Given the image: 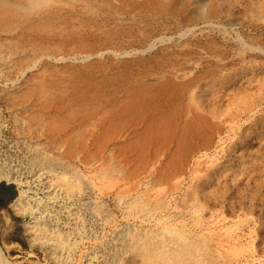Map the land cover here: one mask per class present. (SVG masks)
<instances>
[{
  "label": "rangeland",
  "instance_id": "obj_1",
  "mask_svg": "<svg viewBox=\"0 0 264 264\" xmlns=\"http://www.w3.org/2000/svg\"><path fill=\"white\" fill-rule=\"evenodd\" d=\"M40 6L0 15V102L46 169L41 218L0 203L5 264H264V0Z\"/></svg>",
  "mask_w": 264,
  "mask_h": 264
},
{
  "label": "built area",
  "instance_id": "obj_2",
  "mask_svg": "<svg viewBox=\"0 0 264 264\" xmlns=\"http://www.w3.org/2000/svg\"><path fill=\"white\" fill-rule=\"evenodd\" d=\"M13 117L0 102V182L12 184L18 196L20 192L32 191L29 183L40 181L44 174L45 144L16 127Z\"/></svg>",
  "mask_w": 264,
  "mask_h": 264
},
{
  "label": "bare ground",
  "instance_id": "obj_3",
  "mask_svg": "<svg viewBox=\"0 0 264 264\" xmlns=\"http://www.w3.org/2000/svg\"><path fill=\"white\" fill-rule=\"evenodd\" d=\"M42 2H44V0H0V15H4V14H6L7 12H10V11H14V13L15 14H26V13H28L29 11L30 12H32V11H37L38 9H36V7H41L40 6V4L42 3ZM110 2H111V0H110ZM59 3V2H58ZM66 3V2H65ZM90 3V2H89ZM44 5V4H43ZM72 6V5H71ZM113 8V7H112ZM12 9V10H11ZM70 10V9H69ZM80 11V10H79ZM97 11V10H96ZM107 11V10H106ZM53 12V11H52ZM88 12V11H87ZM113 12V11H112ZM109 13V12H108ZM11 14H13V13H11ZM106 14V13H105ZM90 15V14H89ZM107 15V14H106ZM90 19V18H89ZM103 19V18H102ZM78 20V19H77ZM93 20V19H92ZM6 22H4V25H7V26H9V24H5ZM94 25V24H93ZM3 27V26H2ZM14 27V26H13ZM12 27V28H13ZM10 28V27H9ZM11 29V28H10ZM73 30V29H72ZM99 30V29H98ZM106 31V30H105ZM110 31V30H109ZM76 32V31H75ZM103 34V33H102ZM79 36V35H78ZM108 37V36H107ZM90 39V38H89ZM97 39V38H96ZM97 41V40H96ZM111 41V40H110ZM111 43V42H110ZM192 43V42H191ZM262 48V47H261ZM181 52V51H180ZM159 56V55H158ZM159 60V59H158ZM176 60V59H175ZM36 62H37V60H35ZM170 62V61H169ZM168 62V63H169ZM176 64V63H175ZM158 65V64H157ZM203 65V64H202ZM31 67V66H30ZM141 70V69H140ZM156 70V69H155ZM199 70V69H198ZM160 71V70H159ZM22 72V71H21ZM25 72V70L23 71V73ZM138 72V71H137ZM203 72V71H202ZM208 72V71H207ZM199 76V75H198ZM131 78V77H130ZM169 81V80H168ZM182 82V81H181ZM174 83V82H173ZM124 84V83H123ZM162 84V83H161ZM164 84V83H163ZM182 84V83H181ZM128 86V85H127ZM129 86H130V84H129ZM128 86V87H129ZM138 86V89L139 88H141L139 85H137ZM136 86V87H137ZM142 86V85H141ZM177 86V85H176ZM131 87H132V85H131ZM126 88V87H125ZM144 88V87H143ZM179 88V87H178ZM129 89V88H128ZM137 89V90H138ZM146 89H147V87H146ZM172 89V88H171ZM127 90V89H126ZM130 90H132V89H130ZM129 90V91H130ZM133 90H135V86H134V89ZM174 90V89H173ZM143 91V90H142ZM149 91V90H148ZM170 91V90H169ZM124 92H125V90H124ZM131 92V91H130ZM140 92H141V90H140ZM146 92V91H145ZM168 92V91H167ZM171 92V91H170ZM175 92H177V90L175 91ZM187 92V91H186ZM132 93H133V91H132ZM136 93H139V91L137 92L136 91ZM144 93V92H143ZM169 93V92H168ZM167 93V94H168ZM180 93L182 94V92L180 91ZM174 94L175 96H174V98H172V101L171 100H169L170 101V104L171 105H169V107H172L173 105V107H174V109H176L177 108V112H178V115H177V117H175V119L177 118V119H179V121H182V125H183V128H184V126H186V125H188L187 127H189L190 126V128H192V127H198V129H200L202 126H204L205 127V125H203V122H205V118H204V116L202 115V114H200V113H198V112H196V111H194L193 109H191L190 107H188L187 105H186V107H184V109L183 110H178V108L180 107L179 105H182L183 106V104H180V103H183V101L181 102L180 101V99L183 97H181V94ZM8 94V93H7ZM164 94V93H163ZM170 94H173V93H170ZM170 94H169V96H170ZM127 95V94H126ZM126 95H125V97H126ZM131 95V94H130ZM133 95V94H132ZM132 95H131V97H132ZM149 95V94H148ZM148 95H146V96H148ZM165 95H166V92H165ZM182 95H184V94H182ZM167 97H169L168 95H166ZM165 96V97H166ZM130 97V98H131ZM142 97V96H141ZM158 97V96H157ZM166 97V98H167ZM181 97V98H180ZM6 98L8 99V101H11V102H16V101H19V100H24V98H25V96H23V95H19V94H13V93H10L9 95H7L6 96ZM27 98V97H26ZM127 98H128V96H127ZM163 98H164V96H163ZM166 98H164V100L163 101H165V99ZM186 98V97H185ZM189 98V97H188ZM187 98V99H188ZM132 99V98H131ZM144 99V98H143ZM153 99V98H152ZM125 100H126V98H125ZM124 100V101H125ZM135 100V99H134ZM161 100V101H162ZM168 100V99H167ZM127 102L129 101V100H126ZM142 101H146V100H142ZM169 101H168V103H169ZM116 102V101H115ZM136 102V101H135ZM138 102V101H137ZM166 102V101H165ZM110 103V102H109ZM134 103V102H133ZM138 103H140V102H138ZM151 102H149V104H150ZM159 103V106L158 107H160V109L162 110V107L160 106V102H158ZM157 103V104H158ZM168 103H165V106L167 107L168 105H166V104H168ZM140 104H143L142 106H144V102L143 103H140ZM164 103L162 102V104L161 105H163ZM151 105V104H150ZM122 107H123V105H121ZM125 107H126V105H124ZM139 106V105H138ZM137 106V107H138ZM156 106V107H157ZM165 106H164V108H165ZM121 107V108H122ZM137 107H135V108H137ZM157 107V108H158ZM173 107H172V109H173ZM176 107V108H175ZM149 108V107H148ZM154 109V108H153ZM169 109V108H168ZM168 109H167V111H168ZM174 109H173V111H174ZM130 110V109H129ZM158 110H159V108H158ZM160 110V111H161ZM150 111H152V110H150ZM156 111V110H155ZM165 111L166 110H164V111H161L160 113H162V112H164V114H163V116H157L156 114H157V112H156V116H157V118L159 117V119H160V121H165L166 119H167V117H168V115H165L166 113H165ZM172 111V110H171ZM170 111V112H171ZM176 111V110H175ZM147 112V111H146ZM106 113V112H105ZM148 113V112H147ZM159 113V112H158ZM146 114V113H145ZM144 114V115H145ZM162 114H159V115H162ZM169 114V113H168ZM105 115V114H104ZM154 115V117H153V120H154V118L156 117ZM172 115V114H171ZM174 116H175V114H173ZM205 115V114H204ZM100 116H103L102 114L100 115ZM164 116H167V117H164ZM207 116V115H206ZM103 117H105V116H103ZM172 117V116H171ZM148 118H152V116L151 117H149V115H148V117H147V120L149 121V119ZM101 119V121H104V120H102L103 118L101 117L100 118ZM169 119V118H168ZM176 119V120H177ZM98 120V119H97ZM153 120H152V122H153ZM158 120V119H157ZM171 120V119H170ZM174 120V119H173ZM100 121V122H101ZM155 121H156V118H155ZM159 121V120H158ZM157 121V122H158ZM162 121V122H163ZM162 122H159V123H161L162 124ZM171 122V121H170ZM176 122V121H175ZM207 122V121H206ZM205 122V123H206ZM163 123H165V122H163ZM148 124H150V123H148ZM147 124V125H148ZM207 124V123H206ZM166 125H167V123H166ZM210 125H213L212 123L210 124ZM210 125H209V127H210ZM146 126V125H145ZM162 126V125H161ZM168 126V125H167ZM147 127V126H146ZM151 127V126H150ZM204 127H202L201 129H203ZM206 127H207V125H206ZM205 127V128H206ZM163 128V127H162ZM180 128V127H179ZM208 128V127H207ZM215 128V127H214ZM214 128H211V130L212 129H214ZM186 129V128H185ZM184 129V130H185ZM189 129V128H188ZM187 129V130H188ZM196 129V128H195ZM201 129H200V131H201ZM156 130V129H155ZM164 130V129H163ZM172 130V129H171ZM197 130V129H196ZM148 131V130H147ZM150 131V130H149ZM173 131V130H172ZM181 131H183V130H181ZM191 131H195L194 129L192 130L191 129ZM198 131V130H197ZM164 132H165V130H164ZM170 132V131H169ZM186 132V131H185ZM203 132V131H202ZM202 132H200L201 134H202ZM146 133V132H145ZM183 133V132H182ZM191 133V132H190ZM189 133V134H190ZM192 133H194V132H192ZM204 133H206V131H205V129H204ZM159 134H161V133H159ZM163 134V133H162ZM170 134V133H169ZM179 134V133H178ZM181 134V133H180ZM185 134V133H184ZM195 134H196V132H195ZM197 134H198V132H197ZM201 134H199V135H201ZM208 134V133H207ZM211 134V133H210ZM147 135H149V134H147ZM146 135V136H147ZM149 136H151V135H149ZM169 136H171V135H168V137ZM180 136V135H179ZM183 136V135H182ZM202 136H203V134H202ZM206 135H204V137H205ZM154 137V136H153ZM159 137H160V135H159ZM166 137V136H165ZM167 137V138H168ZM181 137V136H180ZM146 138V137H145ZM150 138V137H149ZM170 138V137H169ZM207 138V137H206ZM201 139H202V137H201ZM156 140V139H155ZM164 140V139H163ZM204 140V139H203ZM167 141V140H166ZM189 144V143H188ZM192 144V143H191ZM71 151V150H70ZM57 160V159H56ZM43 163H45V162H43ZM168 164V163H167ZM171 164H172V162H171ZM68 165V164H67ZM174 165H175V163H174ZM173 165V166H174ZM65 166V165H64ZM172 166V165H171ZM71 170H73V169H71ZM44 171H46V169L44 170ZM73 172V171H72ZM80 174H81V172H80ZM76 176V175H75ZM77 177V176H76ZM49 182V181H48ZM52 182V181H51ZM47 184V183H46ZM52 183H50L49 182V185H51ZM54 184V183H53ZM48 185V184H47ZM51 186H53V185H51ZM251 187V186H250ZM50 188V187H49ZM45 189V188H44ZM48 194V193H47ZM66 194V193H65ZM39 196V195H38ZM52 196V195H51ZM51 198V197H50ZM38 199H40V198H38ZM37 201V200H36ZM40 201V200H39ZM12 205V207H13V209L16 211V212H25V211H27V212H30V213H34V214H38V217H40L41 218V216H43L42 215V211H40V209L38 208V203H35L34 205H32L31 203H29L28 201H27V199H25L24 198V196H23V194H19L16 198H15V200L13 201V203L11 204ZM200 206V205H199ZM45 207H47V206H45ZM48 208V207H47ZM42 210V209H41ZM46 211V210H45ZM38 223V222H37ZM35 224V223H34ZM32 226V225H31ZM34 227V226H33ZM33 227H32V229H33ZM40 228V227H39ZM38 228V229H39ZM177 231V230H176ZM181 232V231H180ZM179 236V235H178ZM178 238V237H177ZM181 238V237H180ZM185 238V237H184ZM183 238V239H184ZM177 240V239H176ZM183 241V240H182ZM181 241V242H182ZM187 241V240H186ZM192 241V240H191ZM173 242H175V241H173ZM178 242H180V241H178ZM178 242H176V243H178ZM184 242H185V240H184ZM196 242H197V240H196ZM196 242H194V247H195V243ZM193 243V242H192ZM192 243H189L190 245H192ZM172 244V243H171ZM175 244V243H174ZM184 244V243H183ZM186 244V243H185ZM137 245V244H136ZM139 245V244H138ZM141 245V244H140ZM148 245H150V244H148ZM159 245H161V244H159ZM188 245V244H187ZM190 245L189 246H186L187 247V249H190L191 250V248H190ZM174 246V245H173ZM182 246V245H181ZM180 246V248H182ZM142 247V246H141ZM150 247V246H149ZM153 247V246H152ZM163 247V246H162ZM169 247H170V245H169ZM169 247H167L169 250H170V248ZM189 247V248H188ZM137 248H138V246H137ZM147 248V247H146ZM145 248V249H146ZM178 248V247H177ZM184 248V247H183ZM158 249H160V248H158ZM164 249V248H163ZM162 249V250H163ZM176 249V248H175ZM175 249H174V251H175ZM186 249V248H185ZM195 249H196V247H195ZM194 249V250H195ZM149 250V249H148ZM150 250H151V247H150ZM152 250L154 251V247L152 248ZM157 250V249H156ZM165 250H166V248H165ZM179 250V249H178ZM182 250V249H181ZM190 250H187V251H190ZM158 251V250H157ZM160 251V250H159ZM173 251V249L171 250V252ZM182 251H184V249L182 250ZM181 251V252H182ZM187 251H185V252H187ZM196 251V250H195ZM152 252V251H151ZM164 252V251H163ZM166 252H167V250H166ZM171 252H170V256H171ZM175 252H177V250L175 251ZM173 254H174V252H172ZM190 253V252H189ZM161 254V253H160ZM167 254V253H166ZM165 254V255H166ZM173 254H172V256H173ZM177 253H175V255H176ZM182 254V253H181ZM193 254V253H192ZM162 255H163V253H162ZM180 254H177L176 256H179ZM187 255V254H186ZM172 256H171V258L169 257V255H168V257H169V259H173L172 258ZM181 256H184V254H182ZM192 256V255H191ZM164 257V256H163ZM185 257V256H184ZM150 258V257H149ZM159 258H162V257H159ZM166 256H165V258H163V259H165L166 260ZM179 258V257H178ZM178 258H176L175 257V259H177V261H179V259ZM182 258V257H181ZM185 258H187V257H185ZM148 259V258H147ZM183 259V258H182ZM181 259V260H182ZM189 259H190V255H189ZM188 259V260H189ZM161 260V259H160ZM159 261V260H158ZM168 261V259L166 260V262ZM171 261V260H170ZM174 261V260H173ZM147 262V261H146ZM150 262V261H149ZM160 263L162 262V261H159ZM164 263V264H168L169 263V261L167 262V263ZM176 262V260L174 261V263ZM155 263V262H154ZM158 263V262H157ZM172 263V262H171ZM0 264H5V262H4V260H3V258H2V252H1V249H0ZM147 264H149L148 262H147ZM152 264V263H151Z\"/></svg>",
  "mask_w": 264,
  "mask_h": 264
},
{
  "label": "trees",
  "instance_id": "obj_4",
  "mask_svg": "<svg viewBox=\"0 0 264 264\" xmlns=\"http://www.w3.org/2000/svg\"><path fill=\"white\" fill-rule=\"evenodd\" d=\"M0 185H5L7 187L6 191L0 192V203L4 204L11 202L16 196V190L14 186L12 184H5L4 182H0Z\"/></svg>",
  "mask_w": 264,
  "mask_h": 264
},
{
  "label": "crops",
  "instance_id": "obj_5",
  "mask_svg": "<svg viewBox=\"0 0 264 264\" xmlns=\"http://www.w3.org/2000/svg\"><path fill=\"white\" fill-rule=\"evenodd\" d=\"M7 187L5 185H0V192L6 191Z\"/></svg>",
  "mask_w": 264,
  "mask_h": 264
}]
</instances>
